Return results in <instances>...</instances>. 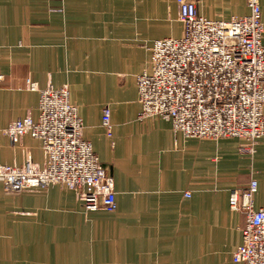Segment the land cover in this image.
<instances>
[{
  "label": "crops",
  "instance_id": "obj_1",
  "mask_svg": "<svg viewBox=\"0 0 264 264\" xmlns=\"http://www.w3.org/2000/svg\"><path fill=\"white\" fill-rule=\"evenodd\" d=\"M178 1L0 0V132L38 119L39 91L68 87L118 204L86 213L66 187L13 196L0 181V264H238L245 217L230 210V192L255 180L264 209V138L249 156L237 139H185L170 122L138 119L150 49L183 35ZM187 1L212 21L250 14L246 0ZM29 161L44 168L40 141L0 134V166Z\"/></svg>",
  "mask_w": 264,
  "mask_h": 264
},
{
  "label": "built area",
  "instance_id": "obj_2",
  "mask_svg": "<svg viewBox=\"0 0 264 264\" xmlns=\"http://www.w3.org/2000/svg\"><path fill=\"white\" fill-rule=\"evenodd\" d=\"M246 2L249 16L212 21L200 16L196 3L178 1L182 37L156 41L148 67L137 77L141 122L170 121L185 139H237L241 154H255L264 138V23L261 0ZM28 89L39 91L33 82ZM39 93L38 119L17 120L0 134L13 142L24 136L40 141L44 168L31 161L0 166L5 191L19 195L58 185L73 191L86 213H116L114 179L83 139V121L69 88L49 86ZM111 117L107 106L102 125L109 137ZM257 191L252 180L230 192V210L245 217L242 244L233 255L238 264H264V209H255Z\"/></svg>",
  "mask_w": 264,
  "mask_h": 264
},
{
  "label": "rangeland",
  "instance_id": "obj_3",
  "mask_svg": "<svg viewBox=\"0 0 264 264\" xmlns=\"http://www.w3.org/2000/svg\"><path fill=\"white\" fill-rule=\"evenodd\" d=\"M140 104V103H139ZM141 106V105H140ZM141 112V111H140ZM160 119V118H159ZM163 120V119H162ZM167 122H170V121H167ZM171 124H172V122H170ZM172 127H173V124H172ZM173 131H174V129H173ZM175 133V132H174ZM176 134V133H175ZM177 135V134H176ZM229 139H232V138H229ZM203 140V139H202ZM205 140H211V139H205ZM20 195V194H19ZM13 196H15V195H13Z\"/></svg>",
  "mask_w": 264,
  "mask_h": 264
}]
</instances>
